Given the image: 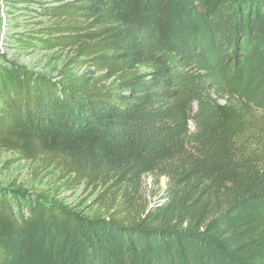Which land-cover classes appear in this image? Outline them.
I'll use <instances>...</instances> for the list:
<instances>
[{"label":"trees","instance_id":"1","mask_svg":"<svg viewBox=\"0 0 264 264\" xmlns=\"http://www.w3.org/2000/svg\"><path fill=\"white\" fill-rule=\"evenodd\" d=\"M40 1L53 22L18 40L99 76L1 54L0 150L107 184L111 204L0 187V264H264V0ZM146 176L167 186L139 209Z\"/></svg>","mask_w":264,"mask_h":264},{"label":"rangeland","instance_id":"2","mask_svg":"<svg viewBox=\"0 0 264 264\" xmlns=\"http://www.w3.org/2000/svg\"><path fill=\"white\" fill-rule=\"evenodd\" d=\"M6 1L10 12L7 16V24L2 30L4 36L0 37L2 54L33 70L58 78H78L91 82L99 76L94 67L73 63L71 50H40L36 47H25L18 40L19 37L35 36L38 29L48 26L53 20L48 16H37L34 11H31V8L38 7V2ZM52 1L41 0L40 2ZM1 27L3 28V25H0ZM0 60H3L2 55ZM259 108L264 109V104ZM17 157L18 154L14 152L0 150V187L20 188L34 196L41 195L50 200L59 201L85 215L93 213L107 215V208L111 204L109 193H107V199L104 196L107 184L80 180L74 173H68L56 167L54 163L49 164L41 160H17ZM166 186V178H161L158 183H155L151 177L146 176L137 197V207L150 208L160 202Z\"/></svg>","mask_w":264,"mask_h":264},{"label":"built area","instance_id":"3","mask_svg":"<svg viewBox=\"0 0 264 264\" xmlns=\"http://www.w3.org/2000/svg\"><path fill=\"white\" fill-rule=\"evenodd\" d=\"M10 12L8 3L6 0H0V25H3V28H0V37H3V29L5 28L4 25H6V21H7V16L8 13ZM3 52V47L1 46V41H0V55Z\"/></svg>","mask_w":264,"mask_h":264}]
</instances>
